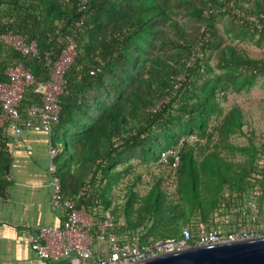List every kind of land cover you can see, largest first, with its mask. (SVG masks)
Wrapping results in <instances>:
<instances>
[{
	"label": "trees",
	"instance_id": "obj_1",
	"mask_svg": "<svg viewBox=\"0 0 264 264\" xmlns=\"http://www.w3.org/2000/svg\"><path fill=\"white\" fill-rule=\"evenodd\" d=\"M223 20L232 39L264 45V0H89L83 6L80 0H0V84L19 64L49 82L75 41L50 133L54 176L62 200H75L97 221L109 213L122 241L144 245L179 236L192 221L210 219L228 194L259 181L254 170L264 136L250 132L248 146L226 145L245 123L239 107L225 111L222 102L264 76V59L227 45L218 27ZM7 33L35 42L37 54L7 44ZM215 58L223 73L212 65ZM240 69L250 75L240 79ZM42 103L27 88L22 120ZM7 130L0 124L5 184L12 161ZM223 146L248 160L228 161ZM169 150L177 151V166L173 157L162 161ZM133 160L146 171H137ZM151 184L142 195L139 186Z\"/></svg>",
	"mask_w": 264,
	"mask_h": 264
},
{
	"label": "built area",
	"instance_id": "obj_2",
	"mask_svg": "<svg viewBox=\"0 0 264 264\" xmlns=\"http://www.w3.org/2000/svg\"><path fill=\"white\" fill-rule=\"evenodd\" d=\"M89 0H80L83 6ZM261 28L264 26L260 25ZM3 40L23 54H37V44L28 43L24 37L7 33ZM76 56V43L70 39L61 59L54 64L49 82H40L22 64L8 71L9 81L0 84V100L3 112L0 124L8 129L17 141L24 131L46 133L58 122L59 97L65 88V73ZM27 88L42 95L43 103L28 109V119L22 120L21 102ZM253 187L227 195V201L208 220H195L182 228L179 236L152 241L140 245L137 240L122 241L113 232L114 221L108 213L106 219L97 221L86 209L79 208L73 199L62 200V186L54 176L55 152L51 150L49 172L52 175L53 194L51 206L64 210L66 218L61 227L25 223V238L36 256L50 264H137L142 261L185 250L225 242L243 241L264 237V143L259 145ZM174 158L179 163L176 150L162 153V161ZM96 233L93 234V231Z\"/></svg>",
	"mask_w": 264,
	"mask_h": 264
},
{
	"label": "crops",
	"instance_id": "obj_3",
	"mask_svg": "<svg viewBox=\"0 0 264 264\" xmlns=\"http://www.w3.org/2000/svg\"><path fill=\"white\" fill-rule=\"evenodd\" d=\"M7 135L12 161L7 184L0 181V264H50L34 253L24 224L61 227L66 218L64 210L51 206V138L24 131L15 141L9 129Z\"/></svg>",
	"mask_w": 264,
	"mask_h": 264
},
{
	"label": "rangeland",
	"instance_id": "obj_4",
	"mask_svg": "<svg viewBox=\"0 0 264 264\" xmlns=\"http://www.w3.org/2000/svg\"><path fill=\"white\" fill-rule=\"evenodd\" d=\"M226 26V21L223 20L218 24L221 34L224 35L226 39V44L234 46L239 54L244 57H249L252 59H264V45H259L257 41L247 39V40H234L228 34L225 33L224 29ZM212 65L216 68L218 73H223L224 70L217 68V59L215 58ZM236 75L241 79L250 75L249 71L246 69H240L236 72ZM239 85V83H238ZM225 111H229L234 107H239L244 115L245 126L243 128V133L238 132L237 134L231 135L227 139L225 144H232L233 146L245 147L250 143L248 134L250 132L256 133L259 136H264V76H259L253 81V83L248 84L242 91L236 92L231 91L227 94L226 100L222 102ZM217 139L219 135L217 134ZM64 142L62 138V143ZM223 155L232 161L233 163L240 164L245 163L248 160V156L245 155L240 150H234L229 148V146H223ZM139 160H133L131 162L132 166L136 168L137 171H146V166L140 164ZM249 165H247L248 168ZM128 177L126 180L130 179ZM153 184V183H152ZM151 185H141L139 186L140 193L146 195ZM118 196V194H116ZM181 200V195L179 197Z\"/></svg>",
	"mask_w": 264,
	"mask_h": 264
},
{
	"label": "water",
	"instance_id": "obj_5",
	"mask_svg": "<svg viewBox=\"0 0 264 264\" xmlns=\"http://www.w3.org/2000/svg\"><path fill=\"white\" fill-rule=\"evenodd\" d=\"M137 264H264V237L194 246Z\"/></svg>",
	"mask_w": 264,
	"mask_h": 264
}]
</instances>
